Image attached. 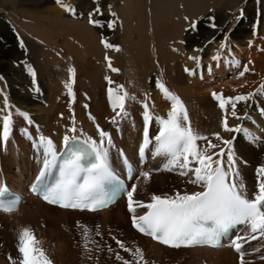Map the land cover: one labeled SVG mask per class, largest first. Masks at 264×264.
Returning <instances> with one entry per match:
<instances>
[{
  "label": "bare ground",
  "instance_id": "bare-ground-1",
  "mask_svg": "<svg viewBox=\"0 0 264 264\" xmlns=\"http://www.w3.org/2000/svg\"><path fill=\"white\" fill-rule=\"evenodd\" d=\"M132 1L119 0L126 7V11ZM233 1V4L226 6V10L223 12V9L221 10L217 21L215 20V27L209 24L205 25L206 27L195 28L196 34L190 36L188 34L184 36L182 32L177 33L178 30L174 31L176 27H173L174 29L168 32L171 36H164L166 37L164 38L157 35L152 9L148 6L149 0H140L146 4L144 7L147 12V22L145 23L141 18L135 17L138 14L134 16V7L125 14L119 5L121 17L119 18V14H116L117 18L114 17L115 15H112L114 0H63V3L75 9V14L66 12L56 3V0H22V4L14 0H0V33H4L0 35V75L3 77L0 80V108H3V100L7 96L11 106L7 111L13 114L8 144L1 140L2 121H0V184L5 182L12 190L22 194L26 204L35 202L29 208L26 204H22L16 213L0 212V218H5L9 222L3 228L7 232L3 235L9 234L8 243L3 245L2 250L5 257L16 255L11 233H14L15 238L21 229L34 230L45 221L49 225L61 224L60 226L68 229L69 220L74 216H81L80 218L86 222L91 220L98 225L105 222L106 225L102 228L103 233L120 237L125 246L133 250L136 248L142 250L143 261H140V264L145 262L148 264L152 254L159 258H166L172 264L178 263L185 253L190 252L217 254L226 251L233 254L234 248L170 250L153 243L150 239L136 234L131 228L126 230L119 225L118 220L121 218L124 221L128 220L129 223V216L125 212L122 201L107 210L90 214L59 210L42 204L37 198L26 197L31 181L44 165L43 149L39 146L40 136L51 138L55 148H61L65 134L85 139L97 137L96 125H99L104 131L111 132L119 146L123 147L133 160H136V148L142 130L140 114L143 103L149 104L153 116L152 134L154 124H157L155 117L167 119V113L171 110V103L156 87V82L160 81L169 92L178 96L183 102L190 125L196 133L208 137L212 143L220 144L221 147L224 145L215 139V133H219L223 139L235 137L233 149L237 157V166L246 185L248 196L252 198L256 190V170L264 165V93L254 95L247 103H237L236 112L241 119L232 117L230 111L228 114L230 127L242 125L255 139L246 138L243 133H229L223 130L221 122L225 112L219 108V102L213 98L212 93L222 94L224 97H235L256 93L264 85V0H257L261 7L259 16L254 11H250L252 4H249L254 0ZM202 3L200 0H194L191 11L186 13L184 10L185 14L179 13L177 18L185 20L189 14L188 19L195 22L196 15L199 14L197 11L201 10ZM208 4L207 2L206 5ZM97 6L101 9L102 17L94 15L93 19H103L105 22L119 19L120 22H116L120 24L114 25L113 28L106 26L102 30L94 29V26L89 23L88 15ZM237 10H242L241 16L247 18V23H239L233 27L235 21L232 25L231 20L241 14H238ZM172 17L174 15L170 13L168 23H172L170 19ZM261 18L262 21H260ZM10 19L21 31L23 35L21 41L11 37V28L7 23ZM181 25L183 27V23ZM119 29L121 33L118 32ZM100 35L107 38L115 35L116 43L106 42L120 50L106 49L101 43L103 38ZM221 44L224 47H221ZM229 51H233L236 57L246 62L248 71L243 76L239 74L244 71L245 66L238 65L239 63L228 54ZM106 56L111 60L114 68L122 67L125 78L122 83L123 89L130 96L135 97V100H129L126 104V110L130 116L125 120L128 123L121 133L122 139H119L113 127H110L109 120L112 115L109 113V108L111 109V106L109 100H106L107 94L104 95L106 96L104 99L105 91H103L102 100L99 98L107 81L105 77L112 72L108 68ZM225 56L226 59H224ZM190 57H199V61ZM73 67L77 73L74 75L75 85L68 71ZM29 68L35 72L34 77ZM68 83H71L73 93H77V95L74 93V98L64 94L67 90L65 85ZM79 92L86 94L81 95ZM85 105L88 107L85 108ZM228 107L230 109V106ZM17 110L27 113L33 123L28 124L22 116L16 114ZM5 114L6 112H0V117ZM73 115L76 133L68 131L73 127ZM89 115L94 117V121L89 119ZM25 129L27 135L23 133ZM197 144L204 147L206 142L200 140ZM153 150L154 147L149 150L151 153L147 164L144 167H136L133 178V185H136L134 201L147 204L151 202L153 194L163 197L175 196L177 192L183 195L202 191L198 185L189 183L191 173L188 176H181L178 171L162 170L164 158H154ZM211 151L218 152L219 148ZM112 160L118 163L114 155ZM144 172L150 173L154 187L163 186L168 181L171 183L159 192L153 193L150 190L151 186L144 183L145 178L137 179V176ZM146 210L137 207L136 215ZM110 218H112L111 223H107ZM114 221L117 225L113 223ZM67 233L69 234L66 230L54 236L68 240L70 237ZM237 234H244L243 226ZM255 249L254 241L244 245L245 256L250 263L253 260L256 261ZM116 255L113 253L110 264H122V261L116 259ZM5 264H7L6 261Z\"/></svg>",
  "mask_w": 264,
  "mask_h": 264
},
{
  "label": "snow or ice",
  "instance_id": "snow-or-ice-1",
  "mask_svg": "<svg viewBox=\"0 0 264 264\" xmlns=\"http://www.w3.org/2000/svg\"><path fill=\"white\" fill-rule=\"evenodd\" d=\"M66 12L75 14V9L63 3V0H56ZM100 7H96L88 15L89 23L98 25L99 21L93 19L94 15H101ZM241 10V15H242ZM115 15V13H112ZM187 19V18H186ZM211 27H215L214 18ZM115 21L109 22L106 26L113 28ZM193 27L195 24L193 23ZM106 49H120L113 44L101 40ZM221 47H224L221 44ZM108 68L113 72H118L117 68L112 66L111 60L106 56ZM190 59L199 61V57H190ZM217 59V57H214ZM34 77L35 72L29 68ZM70 78L74 76V69H69ZM186 71H188L186 69ZM248 69L245 66L244 71L240 72L243 76ZM3 77H0L2 80ZM109 85L114 82L105 77ZM70 97L74 98L71 83L65 85ZM156 87L163 94L165 99L171 102V110L167 113V119L155 117L159 124L158 134L154 137L153 157H163L162 170L178 171L181 176L192 174L189 183L196 184L202 188L191 194H180L175 196H158L153 194L151 202L145 204L142 201H134L133 196L136 192V185L127 190L124 194L127 197V208L132 214V227L144 235L152 237L161 244L173 247H192L196 245L209 244L218 246L220 238L227 235L231 229L237 226H243L244 234H237L231 240V247L239 255V264H250L245 261L244 245L250 244L254 240L264 239V165L256 170V190L249 198L246 185L237 166V157L233 149L232 139H223L219 133H215V139L220 144L212 143L211 139L201 136L192 129L187 110L180 98L169 92L167 87L160 81L156 82ZM264 93V85L256 93L247 95H238L235 97H224L222 94L212 93L215 100L219 102L218 106L225 112L222 120V128L229 133H243L246 138H252L242 125L230 127L228 124V114L236 119H241L237 115L236 106L239 102L247 103L254 95ZM107 95L109 104L115 113L111 118V123L118 124L121 119L127 118L129 113L126 110V104L129 100H135L134 96L123 89V86H117L116 89L108 87ZM230 106V109L229 107ZM9 105L7 96L3 100V108L0 112H6L0 117L2 121V138L7 141L11 126L12 112L7 111ZM85 108L88 106L85 105ZM143 120L145 127L143 129V143L139 152L143 153L153 143V138L149 137V124L153 116L149 109V104L144 102L142 105ZM17 115L22 116L28 124L33 122L28 114L17 110ZM89 119L94 121V117L89 115ZM73 127L68 131L76 133L75 117L72 116ZM99 134V141L89 137L81 141L77 136L65 134L63 137V147L66 150L67 159L59 165V179L50 187H46V193L43 198L51 204H58L63 208H75L80 210L97 211L101 207L107 206V199L104 197L105 184H112L114 192H119L123 186L119 184L118 178L113 174L107 161L108 150L112 145L111 136L96 125ZM27 135V130H23ZM206 142L204 147H200L197 141ZM39 146L43 149L44 169L37 177L38 183L34 185V190L43 186V178L49 170L56 167L57 152L54 142L51 138L40 136ZM219 148L218 152L211 151ZM195 165V166H193ZM161 170V169H157ZM147 180L150 173H142ZM7 191L6 186H0V196ZM16 201H0V211L11 212L15 210ZM137 207L145 208L147 211L143 215H136ZM84 227L83 240L85 247L89 243H94L91 239L92 230L87 225ZM96 235H100L97 226ZM116 244L125 252H129L137 259V264L143 261V252L139 248L135 250L125 246L124 242L116 239ZM39 241L30 229H21L18 236L17 251L19 253L18 264H51L42 249L36 247ZM109 251H112L109 248ZM260 252V248L255 249ZM116 259L122 261V264H131V261L125 260L118 253ZM264 260V255L260 256ZM10 261L13 258L9 257ZM15 264V261H14ZM146 264V262H145Z\"/></svg>",
  "mask_w": 264,
  "mask_h": 264
},
{
  "label": "rangeland",
  "instance_id": "rangeland-1",
  "mask_svg": "<svg viewBox=\"0 0 264 264\" xmlns=\"http://www.w3.org/2000/svg\"><path fill=\"white\" fill-rule=\"evenodd\" d=\"M15 2H17V3H23L22 2V0H14ZM20 1V2H19ZM117 1V2H116ZM165 1V2H164ZM194 0H149V4H148V6H150L151 7V9H152V14H153V22H154V27L157 29V35L160 37H164V36H171V33H169L168 34V32L170 31V29L172 30V29H174L175 27V30L174 31H176L177 32V30H178V32L177 33H180V32H182V35H184V36H187V34H188V36H190V35H195L196 34V29L195 28H200V27H206L207 25H209V24H212L213 23V20L211 19V18H214V23H215V20L217 21V19H218V16H219V14H221V10H222V12L224 11V10H226L227 8H226V6L228 5V6H230L231 4H233V0H200L201 2H203L202 3V8H201V10L200 9H198V13L200 14H197L196 16V21L195 22H191L192 20H189L188 19V16H190L189 14H188V16H187V19H185V20H180V19H178L177 17H178V14L179 13H184L185 14V12H184V10H186V13L187 12H190L191 10H190V8H191V4H192V2H193ZM210 1V2H209ZM233 1V2H232ZM152 2V3H151ZM207 2L209 3L208 4V6L206 5L207 4ZM220 2H222V3H224L223 5V8H222V3H220ZM226 2V3H225ZM120 3V4H119ZM164 3V4H163ZM210 3H212L211 5H210ZM215 3V4H214ZM231 3V4H230ZM182 4V5H181ZM252 4V5H251ZM261 4H263L262 2H261ZM119 5H120V9L123 11V13H125V14H127L128 12H129V10L131 9V7H134V9H135V14H134V16L135 15H137L138 14V16H135V17H139V19L141 18V20H142V22L143 23H145V22H147V12H146V10H145V3H143V2H140V0H133L131 3H130V5H129V7H127V11H126V7L125 6H123L122 5V3L121 2H119V0H114V2H113V7H114V9H113V12L112 13H115V16L114 17H116L117 18V16H116V14L118 15H120L119 16V18L121 17V14H120V9H118V7H119ZM206 5V8L204 7ZM249 5H251L250 6V11H254L256 14H257V16H259V12H260V10H261V7L259 6V4L257 3V0H254V1H252V2H250V4ZM257 5V6H256ZM227 6V7H228ZM253 6H254V8H253ZM168 9V10H167ZM206 9V11H204ZM171 10V11H170ZM188 10V11H187ZM168 11V12H167ZM200 11V12H199ZM216 11V12H215ZM219 11V12H218ZM213 12V13H212ZM237 12H238V14H240L241 13V11L240 10H237ZM166 13V14H165ZM170 13L171 14H173L174 15V17H172V18H170L171 20H172V23H174V24H172V23H168L167 22V20H169V15H170ZM261 13V12H260ZM165 14V15H164ZM211 14H213L212 16H211ZM102 15V14H101ZM100 15V16H101ZM176 15V16H175ZM12 16V15H11ZM159 16V17H158ZM14 17H16V16H14ZM102 17V16H101ZM134 17V20H136V18ZM244 16H241V14L239 15V17H237L236 19L234 18V19H232L231 20V24L233 25V23H234V21H235V23H234V26L233 27H236V25H238L239 23H247V18L246 17H244ZM201 18V19H200ZM203 19V20H202ZM176 20V21H175ZM188 20V21H187ZM200 20H202V21H200ZM205 20V21H204ZM207 20V21H206ZM98 21H99V24L98 25H93V24H91V25H93L94 26V29L95 28H97V30L99 29V30H102V29H104V28H106V25L109 23V22H105L103 19H98ZM116 21H119V19H116ZM115 21V26H117V25H119L120 23V21L119 22H116ZM194 21V20H193ZM260 21H262V18L260 19ZM163 22V23H162ZM176 22V23H175ZM185 22H186V24H185ZM190 22V23H189ZM201 22V23H200ZM206 22V23H205ZM208 22V23H207ZM7 23H8V25L10 26V28H11V37L13 38L14 37V40L16 39V40H19V41H21L22 39H23V35H22V33H21V31L15 26V24L13 23V20H8L7 21ZM183 23V27H181L182 25L181 24ZM187 23H189V24H187ZM193 23L195 24V27H193ZM178 27H177V26ZM206 25V26H205ZM164 27V28H163ZM174 27V28H173ZM9 28V27H8ZM179 28V29H178ZM169 29V30H168ZM186 29V30H185ZM18 30V31H17ZM180 30V31H179ZM182 30V31H181ZM185 30V31H184ZM200 30V29H199ZM192 31V32H191ZM4 32H5V30H4ZM118 32H122L120 29H119V31ZM4 34V33H3ZM2 33H0V35L2 36L3 35ZM168 34V35H167ZM186 34V35H185ZM21 35V36H20ZM101 36V38H103L105 41H108V42H115L116 43V36L115 35H110V36H108V38L107 37H102V35H100ZM166 37H164V38H166ZM168 37V38H169ZM100 38V39H101ZM184 38V37H183ZM110 39V40H109ZM111 39H114V40H111ZM143 49V48H142ZM242 62V61H241ZM241 65H242V67H244L245 65H246V62L245 61H243L242 63H241ZM116 68L118 69V70H120V71H118V72H111V73H109V75H108V77L114 82L112 85H113V87H116L117 88V86L116 85H118V86H120V85H122V83L124 82V74H123V71H122V67H118V66H116ZM71 69H74V75H77V73H76V70H75V68L73 67V68H71ZM243 69V68H242ZM120 72V73H119ZM82 73V72H81ZM80 72H79V74H81ZM70 75V74H69ZM82 75H83V73H82ZM81 76V75H80ZM121 76V77H120ZM0 77H1V75H0ZM112 77V78H111ZM120 78V79H119ZM73 79V80H72ZM76 79V77H74V76H72L71 77V80H72V83H73V85H75V80ZM104 79V78H103ZM122 79V80H121ZM119 80V81H118ZM121 81V82H120ZM116 82V83H115ZM112 85H110V86H112ZM107 86H109V84H108V81H106V83L104 84V87L102 88L103 90L101 91V93L99 94V98L102 100V94H103V91H105V93L103 94V96L104 95H106L107 93ZM75 93V92H74ZM64 94H68V90H66L65 92H64ZM76 95H77V93H75ZM79 94H81V95H85L86 93L85 92H79ZM69 95V94H68ZM107 97H108V95H107ZM104 99H106V96H104ZM107 101H108V98L106 99ZM112 110V108L110 109L109 108V113L112 115V117L115 115V113L113 112V111H111ZM114 114V115H113ZM126 120V119H125ZM124 119H123V122H122V124H121V130L122 131H124V129L127 127V123H128V121H125ZM110 121V124H111V120H109ZM125 121V122H124ZM125 124V125H124ZM113 129L115 130V132L117 133V134H119V133H122V131L121 130H119V128H118V131L119 132H117L116 131V129L113 127ZM1 140H3V138L1 137ZM5 143L6 144H8L9 143V141L7 140V141H5ZM141 175V177H142V173L140 174ZM169 175H171L170 173H169ZM141 179V178H140ZM139 180V179H138ZM153 179H151V178H149V180L147 181H145L144 180V183L146 182V184L147 185H149V186H151L150 187V190H151V192H153V193H157V192H159L161 189H164V187H167L168 185H170V181H168L167 182V184H165V185H163V186H158V187H154V185L151 183V181H152ZM34 201L32 202H30L29 204H26L27 205V207L29 208V207H32V205H34ZM81 217V216H80ZM80 217H77V216H74V217H71V219L69 220V228L67 229H65V228H63L62 226H60L61 224H59V226H53V225H49V223L48 222H44L42 225L41 224H39L34 230L36 231V233H38V241H39V243L43 246V247H45V248H47V250H48V253L50 254V256L52 257V259H53V261L56 263V264H93V263H91V262H87L86 260H84L83 258H82V256H81V251H80V246L79 245H77V244H75L74 242H73V239H74V236L75 237H77L76 235H78V230H77V233H76V231H75V233H74V228L75 229H77L78 228V220H79V223H81V224H83V225H87V226H91V225H93V227L94 228H96L97 226H100L101 227V229L103 228V227H105V222H103L102 224H95V223H93L91 220H89V222H86L83 218H80ZM108 221V222H107ZM106 222L107 223H111V221H112V218H110L109 220H107ZM117 221V220H116ZM116 221H114L113 223H115L116 224ZM118 222H119V225L121 226V227H123L124 229H126V230H129L130 229V227H129V223H128V220H126V221H124L122 218L121 219H119L118 220ZM9 222H7V220H5V218L4 219H2V218H0V257H1V264L3 263V264H5V261H6V263L7 264H9L8 262H7V260L5 259L6 257H5V254H3V252H2V250H3V245L4 244H7L8 242H7V236L9 235H7V236H5V235H3V234H7V232H5L4 231V227L6 226V224H8ZM117 225V224H116ZM74 227V228H73ZM68 231L69 232V237H70V239H68V240H64V239H61L60 237H55L54 235L55 234H60V232H64V231ZM4 232V233H3ZM9 233V232H8ZM74 234V235H73ZM11 235H12V237H13V243H12V245L14 246V249H16V246H17V244H18V236H15V238H14V233H11ZM113 235V234H112ZM5 237V238H4ZM104 237H107V235H104ZM109 241L113 244V245H115L114 244V242H113V239L112 238H109ZM254 243H256V248H260V252H256L255 251V257H256V261L255 260H253L251 263H253L254 262V264L256 263V264H264V260H261L260 259V256H262V255H264V239H259L257 242L256 241H254ZM129 248V247H128ZM131 249V248H130ZM16 251V250H15ZM58 253V254H57ZM112 256H113V254H112ZM245 258H246V256H245ZM125 259V258H124ZM126 260V259H125ZM131 260V259H130ZM245 261L246 262H249L248 260H247V258L245 259ZM151 262H152V264H172L171 263V261L170 260H168V259H166V258H159L158 256H154L153 254L151 255V257H150V261L148 262V264H151ZM250 263V264H251ZM98 264H109V262L108 261H106V259H104L103 261H102V259H101V261L99 260V262H98ZM132 264H136V262H132ZM176 264H239V262L237 261V256H236V254L235 253H230V252H226V251H221V252H219V253H217V254H211V253H203V252H190V253H185L184 254V257H182L181 259H180V261L178 262V263H176Z\"/></svg>",
  "mask_w": 264,
  "mask_h": 264
}]
</instances>
